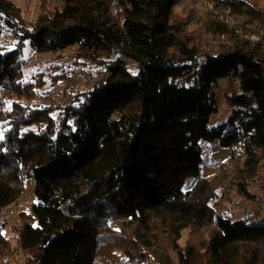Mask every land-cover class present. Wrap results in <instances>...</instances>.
<instances>
[{"label":"trees","instance_id":"trees-1","mask_svg":"<svg viewBox=\"0 0 264 264\" xmlns=\"http://www.w3.org/2000/svg\"><path fill=\"white\" fill-rule=\"evenodd\" d=\"M219 1L255 16L252 2ZM177 2L59 0L30 22L0 0V38L8 32L16 42L0 48V91L13 101L0 110V210L30 180L36 198L35 225L14 231L16 247L0 226V264H250L242 249L264 226L217 214L220 180L200 173V142L243 145L232 182L245 191L264 165V42L209 54L198 36L184 33L186 23L173 15ZM24 42L41 54L75 47V57L105 68L60 123L51 116L56 108L18 102L32 101L44 85L43 75L24 79ZM220 82L232 112L210 127ZM205 229L207 240L178 244L184 230L192 237Z\"/></svg>","mask_w":264,"mask_h":264},{"label":"rangeland","instance_id":"rangeland-1","mask_svg":"<svg viewBox=\"0 0 264 264\" xmlns=\"http://www.w3.org/2000/svg\"><path fill=\"white\" fill-rule=\"evenodd\" d=\"M17 6L22 17L34 22L42 5L54 8L59 0H9ZM252 2L255 16L239 14L226 8L219 0H178L173 8V15L186 23L185 34H194L200 38L199 46L207 53L219 55L233 47L253 48L258 43L264 42V0H246ZM15 40L8 32L0 38L2 51H10ZM264 52V46L262 47ZM76 48H68L56 54H41L30 48L24 42L21 53V67L27 83H34L36 76L43 75L44 85L36 90L32 101L18 100L24 106L35 108H56L51 116L60 123L63 113L73 97L84 91L90 90L100 79L105 77L104 67L90 63L82 57H75ZM129 70L134 72V65L129 63ZM63 77V78H61ZM57 78V80H54ZM225 83L220 82L215 88L217 113L212 116L210 127L227 122L232 109L224 100ZM13 101L7 98L5 91H0V110L11 109ZM5 129L0 126V140L3 139ZM203 163L200 173L208 180H220L217 195L214 200L217 214L234 220H246L249 224L264 226V165L257 170L256 175L245 185V191L240 192L235 188L233 180L237 168L241 167L245 158L244 147L237 144L230 148H222L218 141H201ZM245 183V182H243ZM36 203L34 183L32 180L25 184V190L19 198L8 207L0 210V226L2 235L16 247L14 231L22 229L25 225H35L29 218L31 209ZM115 229L119 222L112 223ZM210 229H205L198 234L189 236V231L181 233L178 244L184 248L189 239H208ZM244 246L250 264H264V233L254 234ZM175 261V257L171 254ZM4 257L0 256V263ZM20 262V256H16ZM14 262V261H13ZM128 264H155L153 260L138 261Z\"/></svg>","mask_w":264,"mask_h":264},{"label":"snow or ice","instance_id":"snow-or-ice-1","mask_svg":"<svg viewBox=\"0 0 264 264\" xmlns=\"http://www.w3.org/2000/svg\"><path fill=\"white\" fill-rule=\"evenodd\" d=\"M0 138H2V137H0Z\"/></svg>","mask_w":264,"mask_h":264}]
</instances>
